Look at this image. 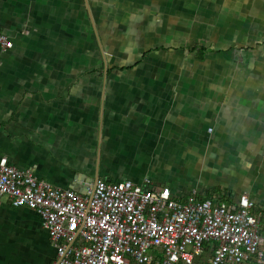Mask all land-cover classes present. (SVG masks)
<instances>
[{
	"label": "crops",
	"instance_id": "crops-1",
	"mask_svg": "<svg viewBox=\"0 0 264 264\" xmlns=\"http://www.w3.org/2000/svg\"><path fill=\"white\" fill-rule=\"evenodd\" d=\"M0 32V156L18 170L264 212V0H0ZM54 255L39 213L1 197L0 264Z\"/></svg>",
	"mask_w": 264,
	"mask_h": 264
},
{
	"label": "built area",
	"instance_id": "built-area-1",
	"mask_svg": "<svg viewBox=\"0 0 264 264\" xmlns=\"http://www.w3.org/2000/svg\"><path fill=\"white\" fill-rule=\"evenodd\" d=\"M0 46H12L1 32ZM2 196L39 213L55 248L49 264H194L208 243V264H264V212L246 194L178 199L168 186L99 177L79 192L0 156Z\"/></svg>",
	"mask_w": 264,
	"mask_h": 264
},
{
	"label": "rangeland",
	"instance_id": "rangeland-1",
	"mask_svg": "<svg viewBox=\"0 0 264 264\" xmlns=\"http://www.w3.org/2000/svg\"><path fill=\"white\" fill-rule=\"evenodd\" d=\"M2 198L3 199H6L7 198V196H2ZM211 243H208V244H206L207 246H209ZM208 255H209V253H208ZM203 257H204V254L202 255ZM201 264H203V262H202V257H201Z\"/></svg>",
	"mask_w": 264,
	"mask_h": 264
},
{
	"label": "water",
	"instance_id": "water-1",
	"mask_svg": "<svg viewBox=\"0 0 264 264\" xmlns=\"http://www.w3.org/2000/svg\"><path fill=\"white\" fill-rule=\"evenodd\" d=\"M73 190H75V191H79V190H77V188H75V187L73 188Z\"/></svg>",
	"mask_w": 264,
	"mask_h": 264
}]
</instances>
